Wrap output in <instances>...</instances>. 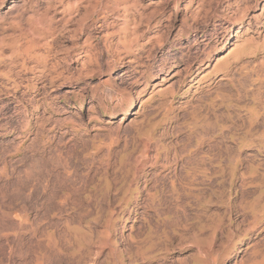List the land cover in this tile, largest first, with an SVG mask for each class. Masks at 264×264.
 I'll return each instance as SVG.
<instances>
[{"label": "rangeland", "instance_id": "obj_1", "mask_svg": "<svg viewBox=\"0 0 264 264\" xmlns=\"http://www.w3.org/2000/svg\"><path fill=\"white\" fill-rule=\"evenodd\" d=\"M106 1L0 0V264H264V0Z\"/></svg>", "mask_w": 264, "mask_h": 264}, {"label": "bare ground", "instance_id": "obj_2", "mask_svg": "<svg viewBox=\"0 0 264 264\" xmlns=\"http://www.w3.org/2000/svg\"><path fill=\"white\" fill-rule=\"evenodd\" d=\"M107 1H108V0H107ZM107 1H106V2H107ZM108 2H109V1H108ZM96 3H97V2H96ZM92 4H94V3H92ZM92 4H91V7H93ZM107 4H108V3H107ZM95 5H96V4H95ZM93 8H94V7H93ZM93 8H91V10H92ZM94 9H95V8H94ZM135 160H136V158H135ZM56 164H57V163H56ZM60 165H61V164H60ZM64 167H65V166H64ZM66 168H67V167H66ZM70 168H71V167H70ZM70 171H71V170H70ZM69 175H70V173H69ZM69 175H68V177H69ZM66 176H67V175H66ZM28 221H29V220H28ZM8 222H9V221H8ZM26 222H27V221H26ZM27 225H28L29 227H32L31 224H28V223H27Z\"/></svg>", "mask_w": 264, "mask_h": 264}]
</instances>
